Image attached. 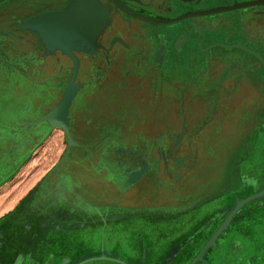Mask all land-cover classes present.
Returning <instances> with one entry per match:
<instances>
[{
	"label": "crops",
	"instance_id": "crops-1",
	"mask_svg": "<svg viewBox=\"0 0 264 264\" xmlns=\"http://www.w3.org/2000/svg\"><path fill=\"white\" fill-rule=\"evenodd\" d=\"M80 1L37 27L68 44L85 37H61L55 25ZM143 96L130 94L129 105L110 98L99 112L114 132L91 143L82 131L89 106L81 139L71 137L51 167L27 155L0 169V264H264V111L251 106L264 93L220 109L228 118L215 132L205 130L210 113L138 109Z\"/></svg>",
	"mask_w": 264,
	"mask_h": 264
},
{
	"label": "flooded vegetation",
	"instance_id": "flooded-vegetation-1",
	"mask_svg": "<svg viewBox=\"0 0 264 264\" xmlns=\"http://www.w3.org/2000/svg\"><path fill=\"white\" fill-rule=\"evenodd\" d=\"M75 1H0V72L8 69L6 72L15 73L18 70L14 80L19 83V90L0 94V100L4 106L12 105V99H17L16 111H22L16 113L14 106L0 108V129L5 131L0 142L4 147L13 143L20 151L0 160L2 168L17 167L28 155L22 153L23 148L40 144L50 130L45 121L31 127L15 125L16 115L25 120H36L48 113L58 101V85L65 82V87L71 79L75 80L67 89L75 90V98L66 123L71 126L72 138L80 140L82 130L81 125L75 124L72 110L82 113L91 105L96 107L90 109L89 128L82 124L85 127L82 131L89 136L88 143L101 141L105 134L113 131V121L109 122L97 109L98 104H103L98 101L103 89L109 98L118 100V105H129L130 100L124 101L130 94L144 95L136 107L142 110L157 108L155 93L173 98L178 94L177 90L180 97H184L186 106V94L191 90L193 100H189L190 106H186V110L199 117L222 108L242 107L249 94L264 93L263 79H259L264 74V3L213 11L257 0H81L71 16L69 14V18L78 22L74 29L85 34L79 40L87 42L89 36L104 25L107 17L108 22L97 39L95 50L75 51L78 57L74 55V58L61 50L47 52L37 31L21 27L33 16L62 10ZM85 1L95 4L96 9ZM173 20L176 22L167 23ZM253 52L259 53L261 59ZM0 77L4 76L0 74ZM159 79L167 85L166 90L156 88L149 98L148 87ZM1 84L2 81L0 87ZM32 87L36 89L30 90ZM236 91L243 96L238 102L230 103ZM200 95L205 98L203 106L195 99ZM174 102L172 99L164 107L173 109ZM214 105L218 107L214 108ZM251 106L257 112L264 111V100L260 104L253 100ZM179 108L182 110L181 106ZM62 118L54 121L62 122ZM77 125L81 127L79 131ZM139 146L142 144L135 145ZM76 147L79 145L73 144L69 149L72 152Z\"/></svg>",
	"mask_w": 264,
	"mask_h": 264
},
{
	"label": "rangeland",
	"instance_id": "rangeland-1",
	"mask_svg": "<svg viewBox=\"0 0 264 264\" xmlns=\"http://www.w3.org/2000/svg\"><path fill=\"white\" fill-rule=\"evenodd\" d=\"M1 1V0H0ZM8 70V69H6ZM6 70H3L2 72H0V74L4 77H0V80L2 81V84H1V87H0V94H6L8 93L9 91H12V90H17L18 86H19V83H16L17 81L14 80L16 78V73H18L16 70L15 73H10V72H6ZM231 70V69H230ZM5 71V72H4ZM4 72V73H3ZM31 74V73H30ZM233 75V74H232ZM234 76V75H233ZM6 78L4 81L2 79ZM131 78V77H130ZM0 81V82H1ZM14 81V82H12ZM149 83L152 82V80H149L148 81ZM9 84H13L12 86L9 85ZM66 83L65 82H61L59 85H58V89H59V93H58V98L56 100L57 103L60 101V99L62 98L63 94H64V91L66 90L67 86L69 83H67V85L64 87ZM167 84V83H166ZM8 85L10 87H8ZM166 87L167 85H165L163 83V80L161 81L159 79V81H154L152 83V85H150L148 88V97L150 98V94L153 90H155L156 88L159 89V90H166ZM35 87H32V88H29L30 90H34ZM64 88V89H63ZM142 88V87H141ZM36 89V88H35ZM147 92V88H145ZM19 90V88H18ZM140 91V89L138 90ZM191 91V90H190ZM187 92L186 94V97H187V103H186V106H190V103H189V100H191V92ZM240 91V90H239ZM239 91H236L234 96H231L232 98H230V103H236L239 101L240 99V96H243V94H241V92ZM239 92V93H238ZM144 93V92H143ZM177 95L174 97L172 96L173 98L167 96L166 94H162V93H155L153 96L156 97L157 99V103L155 104V107L157 108H160V109H165V105L167 102L171 101L172 99L175 101L174 102V108L177 106H181L182 107V115L185 114V107H184V97H180V91L177 90ZM141 94V93H140ZM142 95V94H141ZM204 96V95H203ZM205 97V96H204ZM4 98V97H3ZM195 99L196 101L198 100L199 104L201 106L202 105V102L205 100V98L202 97V95L200 96H195ZM5 100V99H3ZM17 100V99H16ZM15 100V101H16ZM15 101H13L12 99V105H8V104H5L4 106L2 105V101L0 100V108L1 107H10V106H14V110L16 111V105H15ZM98 101H101L104 102V104H98L99 106V109H102V108H105V105L106 106H111V103H106L107 101H110L111 102V99L107 96V93H106V89H103L100 91L99 93V99ZM97 101V102H98ZM194 102V101H193ZM24 103V102H23ZM57 103L53 106V108L57 105ZM215 103V102H214ZM194 104V103H193ZM198 104V105H199ZM236 106V105H235ZM173 107V106H172ZM196 107V106H195ZM214 108L215 107H218L216 105L213 106ZM238 107V106H236ZM52 108V109H53ZM95 108V107H94ZM173 108V109H174ZM51 109V110H52ZM237 108H235L234 110H236ZM173 111V110H172ZM22 111L20 110H17L16 113L20 114ZM84 112V109L82 110V113ZM82 113H79L77 111V109H74L72 110V115L74 117V120H75V124L79 123V117L81 116ZM47 114V113H46ZM45 115V114H44ZM44 115H42L40 118H42ZM212 116H214L215 118L214 119H211V121L209 122H206V127H205V130H209L210 132L213 131L215 132L216 129H214L213 127L216 126V125H219L221 124V120L222 118H228V115H222L220 114L219 111H214V112H211L208 116V118H211ZM229 117H231L229 115ZM38 118V119H40ZM220 119V121L218 122H215L217 119ZM36 119V120H38ZM36 120H25L24 118L22 117H18V115H16V120L14 121L15 122V125H17V123L20 125V124H25L26 127H31V126H34V125H37V124H29L30 122H33V121H36ZM213 120H215L213 123H210L212 122ZM45 122H47L46 124L50 127V130L48 131L47 135H45L42 139V141L40 142V144L36 145V146H30V147H27L26 150L25 148H23V152L24 154H28V155H45V157L43 158V161H44V167L45 168H49L52 166L53 164V161H55L58 157V155H61L66 147V144L69 143V136L66 134V132L63 130V128H60V127H57V126H51L49 124V122L47 120H44ZM41 123V122H40ZM210 123V124H209ZM39 124V123H38ZM5 131H2L0 129V139H2V136L4 134ZM9 133V131H6ZM11 132V131H10ZM14 131H12L11 133H13ZM18 132V131H17ZM207 132V131H206ZM215 148H211L212 151H215ZM19 149H18V146L15 147V144H9L8 146L4 147L3 146V143L0 142V160H3V158L7 155H15V154H19ZM3 164H2V161H0V169L2 168Z\"/></svg>",
	"mask_w": 264,
	"mask_h": 264
},
{
	"label": "water",
	"instance_id": "water-1",
	"mask_svg": "<svg viewBox=\"0 0 264 264\" xmlns=\"http://www.w3.org/2000/svg\"><path fill=\"white\" fill-rule=\"evenodd\" d=\"M257 1H262V0H257ZM253 2L255 1H251V2H246V3H249L250 5L254 4ZM246 3H240L238 5H243V6H240V7H244V4L245 6H248ZM259 3H264V2H259ZM69 5V4H68ZM237 5V4H236ZM233 7V6H232ZM240 7H233V8H240ZM66 10V7L64 10H61V11H51V12H45V13H42V14H39L37 16H34L30 19H28L27 21H25L23 24H22V27H25V28H31L33 30H37L41 36H42V40L43 42L45 43V46L47 48L48 51H51V52H54L55 50H61L63 51L64 53L66 54H69L70 56H72L74 58V55H76L75 51H86V52H91L95 47H97V37L100 35V33L104 30V28L106 27V24L108 22V17L106 18L105 20V23L104 25L97 31L95 32L94 34H92V36H89V39L88 41H83V40H77L76 42H72L71 44H68L66 42V40H62L60 41L53 33L52 31H47V30H41L39 27H37V24L39 23L40 20H42L44 18L45 15H49V14H54V13H62ZM221 11V10H219ZM96 45V46H95ZM95 46V47H94ZM95 50V49H94ZM93 52V51H92ZM255 54H257L258 56H260L259 53L257 52H253ZM77 56V55H76ZM78 57V56H77ZM261 57V56H260ZM75 60V59H74ZM263 60V59H262ZM264 62V61H263ZM79 65V64H78ZM76 67V65H75ZM77 70H79V66H77ZM77 74H78V71H77ZM75 80V79H74ZM74 80L71 79L72 82H74ZM70 81V82H71ZM69 82V84H70ZM68 84V86H69ZM67 86V87H68ZM67 90V88H66ZM66 90L62 96V98L60 99V101L57 103V105L52 109L50 110L47 114H45L42 118L36 120V121H33V122H30L29 124H38L44 120H47L49 122V124L51 126H61L63 128V130L66 132V134L69 136V142L72 143L73 142V139L71 138L70 136V128L71 126L69 124L66 123V117L69 116V110H70V107H71V104H72V99L70 101L67 100V98L65 97L66 95ZM62 106V108H60ZM66 108V109H65ZM63 112L65 111V122H60L58 123L57 121H53L52 120V117L51 115L54 114L55 112ZM57 112V113H58ZM60 112V113H61ZM258 194H255V195H252L246 199H243L241 200L238 205L236 206V208L234 209V211L229 215V217L227 218L226 222H225V226L226 224L230 221V219L232 218V216L237 212V210L244 204L246 203L249 199L253 198L254 196H257ZM223 227H221L220 229H222ZM214 239V237H213ZM213 239L211 240V242H213ZM198 261V259H195L191 264H196Z\"/></svg>",
	"mask_w": 264,
	"mask_h": 264
},
{
	"label": "bare ground",
	"instance_id": "bare-ground-1",
	"mask_svg": "<svg viewBox=\"0 0 264 264\" xmlns=\"http://www.w3.org/2000/svg\"><path fill=\"white\" fill-rule=\"evenodd\" d=\"M259 2H264V0H262V1H255V2H253L254 4H258ZM89 4V3H88ZM247 5H250L249 3H246ZM89 6L93 9V10H95L96 9V5L95 4H93V3H90L89 4ZM240 6H243V5H233V7H240ZM244 6H245V4H244ZM233 7L232 6H229V7H226V8H222V9H214L213 11H219V10H225V9H233ZM73 11V10H72ZM72 11H70V12H67V13H64V14H62L60 17H58L57 19H56V17H55V21H56V26L58 27V30H59V34H60V36L61 37H64V35H65V33H66V35L68 36L69 35V33H70V36L69 37H72V38H77L76 36H77V31H79V30H75L74 29V25H78V22L76 23L75 21H76V19L74 18V20H72L73 18H69V14H70V16H71V14H72ZM173 22H176V20H173V21H170V22H167V23H173ZM74 94H75V90H73L72 88H68L67 90H66V95H65V97L67 98V100L68 101H70L71 99H73V97H74ZM72 101V100H71ZM62 106L63 105H61V107L60 108H62ZM66 109V108H65ZM58 112V111H57ZM57 112H55L54 114H52L51 115V117H52V120L54 121V119H56V120H60L62 117V122H65L64 121V118H65V111H63V112H61V111H59L58 113ZM61 112V113H60ZM55 120V121H56ZM60 123V122H59Z\"/></svg>",
	"mask_w": 264,
	"mask_h": 264
},
{
	"label": "snow or ice",
	"instance_id": "snow-or-ice-1",
	"mask_svg": "<svg viewBox=\"0 0 264 264\" xmlns=\"http://www.w3.org/2000/svg\"><path fill=\"white\" fill-rule=\"evenodd\" d=\"M0 214H2V213H0Z\"/></svg>",
	"mask_w": 264,
	"mask_h": 264
}]
</instances>
